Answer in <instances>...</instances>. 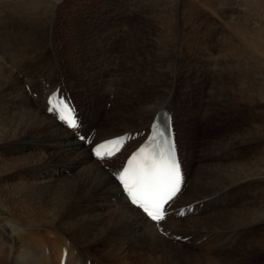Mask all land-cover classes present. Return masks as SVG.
I'll return each instance as SVG.
<instances>
[{"label":"bare ground","instance_id":"obj_1","mask_svg":"<svg viewBox=\"0 0 264 264\" xmlns=\"http://www.w3.org/2000/svg\"><path fill=\"white\" fill-rule=\"evenodd\" d=\"M0 1V17L9 16L14 27L47 22L63 2ZM2 4L9 10L4 11ZM248 4L245 12L249 16L255 14L256 7L258 11L263 7L260 28L253 31L241 20L234 26L241 37L239 45L236 43L240 48L233 43L237 50H228L231 65L222 64L215 87L217 105L226 104L223 97L228 96L232 108L246 107L250 123L218 138L194 177V163L187 162L185 153V120H181L176 97H169V91L164 93L167 102L160 98L162 92H155L152 98H160L157 105H140L136 117L121 115L117 124L104 131L92 115L94 103L69 99L62 77L51 79L52 88L46 86L50 80L45 79L44 88L31 86L27 90L20 77L25 74L21 63L30 59L28 55L21 58L19 53L24 51L1 54L0 205L5 212L0 213V264H238L245 245L264 249V237L256 233L264 224V0H249ZM104 83L84 90L90 95ZM42 89L44 101L34 95ZM113 89L110 85L111 94ZM51 93L75 109L78 130L58 119L57 111L49 112ZM52 104L56 107L54 100ZM164 109L171 117L183 184L167 205L164 219L152 221L129 201L118 174L126 157L150 136ZM117 135L126 140L116 155L103 159L92 155L96 142ZM244 142L254 144V150L242 158L240 146L235 145ZM254 181L258 182L257 195L243 194L239 199L236 195L233 200L223 194L214 212L207 213L208 203L198 201L232 185L243 189Z\"/></svg>","mask_w":264,"mask_h":264},{"label":"rangeland","instance_id":"obj_2","mask_svg":"<svg viewBox=\"0 0 264 264\" xmlns=\"http://www.w3.org/2000/svg\"><path fill=\"white\" fill-rule=\"evenodd\" d=\"M226 1L63 0L47 22H25L14 27L9 16L0 17V56L5 51H24V54L19 53L21 58L28 55L30 59L21 63L25 74H20L27 90H31V86L44 88L45 79L50 80L46 86L52 88L55 85L51 79L62 77L68 86L69 99L94 103L92 115L104 131L117 124L121 115L136 117L145 103L157 105L169 91V97L171 94L176 97L181 120H185L182 126L185 153L187 162L194 163V177L199 164L204 162L203 156L215 141L247 128L251 118L246 107L232 108L228 96L223 97L226 104L217 105L215 83L220 80L218 73L222 64L231 65L228 50L240 48L236 45L241 37L239 32H234V26L238 27L242 21L253 31L260 28L259 13L263 7L260 11L256 7L255 14L249 16L245 12L249 0ZM2 5L4 11L9 10ZM233 43L237 49H233ZM94 72H99L100 77L92 76ZM102 82L105 83L97 92L86 94L89 86L92 88ZM110 85L115 93H110ZM155 92H162V97L153 99ZM42 93L43 89L34 95L44 101ZM167 98L168 95L162 101L167 102ZM145 126L149 129V124ZM253 145L244 142L235 146H240V155L244 158L252 153ZM124 155L126 153L122 159ZM107 163L105 166H110V162ZM48 176L50 173H45V177ZM254 182L244 184L243 189L238 185L229 186L227 191L198 201L208 203H205L207 213L214 212L223 194H229L226 197L233 200L236 195L237 199L243 194L257 195L258 182ZM3 211L0 205V213ZM257 231L264 237V224ZM247 246L242 247L240 255L243 256L237 263L263 264L264 249Z\"/></svg>","mask_w":264,"mask_h":264},{"label":"snow or ice","instance_id":"obj_3","mask_svg":"<svg viewBox=\"0 0 264 264\" xmlns=\"http://www.w3.org/2000/svg\"><path fill=\"white\" fill-rule=\"evenodd\" d=\"M59 91V90H58ZM57 93L49 97V112L57 111L52 100ZM59 101H57L58 107ZM75 113V109H71ZM66 126L74 131L79 128L78 116L69 117L57 113ZM161 123L162 131L157 132L156 137H149L144 146H141L129 158L128 165L121 169L118 180L126 190L130 202L138 206L143 212L154 221H162L166 215L164 207L179 190L182 181L181 165L174 154V148L169 143L172 136V129L167 116ZM86 140V137H80ZM104 145H99L94 149V155L98 158L112 156V152H102L100 149Z\"/></svg>","mask_w":264,"mask_h":264}]
</instances>
